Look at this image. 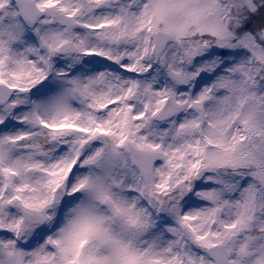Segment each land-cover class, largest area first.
<instances>
[{
  "label": "snow or ice",
  "instance_id": "1",
  "mask_svg": "<svg viewBox=\"0 0 264 264\" xmlns=\"http://www.w3.org/2000/svg\"><path fill=\"white\" fill-rule=\"evenodd\" d=\"M0 264H264V0H0Z\"/></svg>",
  "mask_w": 264,
  "mask_h": 264
}]
</instances>
